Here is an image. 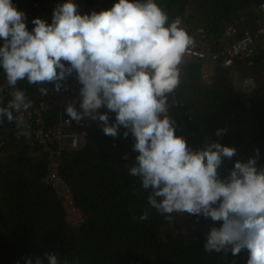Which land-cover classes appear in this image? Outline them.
Wrapping results in <instances>:
<instances>
[{
  "label": "clouds",
  "instance_id": "clouds-1",
  "mask_svg": "<svg viewBox=\"0 0 264 264\" xmlns=\"http://www.w3.org/2000/svg\"><path fill=\"white\" fill-rule=\"evenodd\" d=\"M183 9L170 17L156 0H118L110 9L82 14L79 5L66 0L54 8L50 24L34 18L29 30L26 13L13 0H0V80L9 88L0 96V124L14 122L18 137L29 145L23 113L32 105L43 107L45 125L53 117L70 118L67 122L77 125L86 119L96 122L83 126L85 142L91 126L113 138L121 136L122 127V137L131 134L138 153L129 175L139 178L148 191L151 207L170 222L185 213L221 222L210 229L205 252L236 257L246 251L247 264H264V167L258 166L259 148L246 162L236 160L222 177L225 159L237 157V148L211 142L194 150L176 134V121L169 114L173 97L189 100L180 86L194 41L182 26V17L187 18ZM192 24L201 26L193 17ZM24 82L32 87L27 89ZM59 93H70L71 103L61 112H50L48 99ZM186 108L196 121L192 109ZM109 113L115 114L114 122ZM226 133L218 129L216 135ZM3 144L0 138L1 151ZM80 148L62 151L60 164L62 153ZM31 149L36 152L38 147ZM147 219V213L140 216ZM26 264H33L32 259ZM35 264L44 261L36 258ZM47 264L61 261L50 253Z\"/></svg>",
  "mask_w": 264,
  "mask_h": 264
},
{
  "label": "trees",
  "instance_id": "trees-1",
  "mask_svg": "<svg viewBox=\"0 0 264 264\" xmlns=\"http://www.w3.org/2000/svg\"><path fill=\"white\" fill-rule=\"evenodd\" d=\"M248 1L202 0L205 7L199 16L206 23L199 24L214 31L226 12L239 10ZM156 2L165 5L170 17L182 14V0ZM26 26L30 30L27 22ZM197 65L203 71L201 62L184 65L183 86L193 84L197 95L186 103L196 121L182 125L181 136L194 150L211 142L236 147L239 155L225 159L222 177L236 160L246 162L255 157L256 148L260 153L258 166L264 167V99L252 97L245 105L242 93L228 80L223 67L212 68V81L206 85L200 80ZM24 83L27 89L32 87ZM218 129H227V133L217 136ZM120 133L113 138L104 135L100 127L91 126L79 150L62 153L61 179L84 215L80 224L72 225L65 218L64 197L47 181L44 157L37 156L23 136L18 137L14 122L0 124L4 141L0 158V264H26L28 258L33 264L36 258L47 264L50 253L58 255L61 264H247L246 251L236 257L205 252L210 229L221 222L186 213L170 222L149 205L148 191L128 172L138 154L133 151L134 139L123 138L122 127ZM144 213L149 219L142 221Z\"/></svg>",
  "mask_w": 264,
  "mask_h": 264
},
{
  "label": "built area",
  "instance_id": "built-area-1",
  "mask_svg": "<svg viewBox=\"0 0 264 264\" xmlns=\"http://www.w3.org/2000/svg\"><path fill=\"white\" fill-rule=\"evenodd\" d=\"M73 2L79 5L82 14L92 12V10H83L79 0H73ZM188 5L186 4L183 9L185 16L188 15ZM252 10H255L257 15H254ZM176 18L180 19V16L175 15L174 19ZM51 20L52 18H50ZM220 20L223 30L219 33L207 31L203 26L182 23L194 41V45L187 52L186 63H203L204 69L200 74L202 83L212 81L213 67L216 65L223 67L227 71L228 80L242 93L245 105L248 106L251 97L264 98V0H249L246 6L231 12ZM243 24L246 26H241ZM0 90H2L0 91L2 97L9 92V88L3 80H0ZM77 97L79 98V92ZM57 103L61 106L68 105L71 103V94H65L64 97L57 100ZM170 103L169 114L176 121V134L181 136L180 127L195 121L190 116V110L186 108L185 100H179L175 96ZM42 109L43 107L37 108L32 105L27 112L23 113L30 133V138L27 137L28 142L31 146L38 147L37 155L45 158L47 181L51 182L53 187L58 188L64 197L63 206L66 214L68 215L72 211L76 217V219L67 218V220L71 224H78L83 218L72 192L64 186L61 179L60 156L64 150L71 151L80 148L85 142L86 135V129L83 126L96 122L86 119L77 125L75 121H72V124L68 123L70 118L53 117L54 121L50 125H45ZM58 111L61 112V110ZM101 111H106V109L102 108ZM109 115L114 122L115 114L109 113ZM72 125L76 128L79 127V131H75L71 127ZM129 136L132 137L131 134ZM184 138L187 141L185 136Z\"/></svg>",
  "mask_w": 264,
  "mask_h": 264
},
{
  "label": "crops",
  "instance_id": "crops-1",
  "mask_svg": "<svg viewBox=\"0 0 264 264\" xmlns=\"http://www.w3.org/2000/svg\"><path fill=\"white\" fill-rule=\"evenodd\" d=\"M64 2H65V0H13V4L18 8V10L24 11L26 13V15H27V21L26 22L29 24L30 30L34 27V25L31 23V21L34 18L42 19L41 15H46L49 12L51 14H53L54 8L58 4H62ZM116 2H118V0H79V3L82 6L83 10H85V11H91L92 10V11H96V12H99V11H102V10H106V9H110L113 6V4L116 3ZM157 3H158V5L162 6L164 8V10L167 12V10L165 8V5H162L159 2H157ZM182 4H183L182 8L186 4L187 5L189 4L188 5L189 6L188 7L189 11H188V15H187V21L190 24H192V17H193V21L195 22V24L204 26V25L199 24V23L202 21V23L205 24L206 21L201 20L200 16L195 18V14L198 13L199 11L203 12V9L205 7L204 6L205 4H203L202 0H191V1L182 0ZM247 4H245L244 6H246ZM231 12H234V11H231ZM231 12H226L227 13L226 16H228V14H230ZM174 14H178V13H174ZM191 14H192V16H191ZM241 26L245 27L246 24H243ZM205 27L209 28L207 26H205ZM214 27L216 29L219 28L220 32L223 30V24H222V22L220 23V19L216 22ZM183 79H185L184 75L182 77V82H183ZM187 85H189V86H187ZM187 85H185L182 88V93L189 100H194L196 98V94L194 93L193 88H191V86L193 84L190 85L189 82H187ZM61 97H64V96L59 93V94L53 95L51 98L48 99V101H49L48 109L50 110V112L63 108V106L58 105V103H57V100L59 98H61ZM253 97H258V96H253ZM262 99H264V98H262ZM2 137H3V134H0V138H2Z\"/></svg>",
  "mask_w": 264,
  "mask_h": 264
},
{
  "label": "rangeland",
  "instance_id": "rangeland-1",
  "mask_svg": "<svg viewBox=\"0 0 264 264\" xmlns=\"http://www.w3.org/2000/svg\"><path fill=\"white\" fill-rule=\"evenodd\" d=\"M252 12L254 13V15H257V12L255 10H252ZM199 15H201V12L200 11L195 14V18H197ZM41 18H42V20H45L47 23H49L50 18H52V14L49 12L46 15H41ZM220 23H221V20H220ZM217 30L219 31V28ZM200 67H201V65H197V71H199ZM200 73H201V70L199 71V74ZM205 84L206 85H209L210 83L209 82H206ZM180 88L181 89L183 88V83L181 84ZM2 156H3V153L0 150V158H2ZM66 217L68 219H76V217H75V215L73 214L72 211H70V213L68 215L66 214Z\"/></svg>",
  "mask_w": 264,
  "mask_h": 264
}]
</instances>
